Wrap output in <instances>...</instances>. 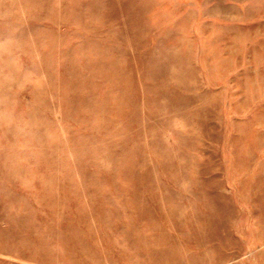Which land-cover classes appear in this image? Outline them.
<instances>
[{"label":"rangeland","instance_id":"374dc122","mask_svg":"<svg viewBox=\"0 0 264 264\" xmlns=\"http://www.w3.org/2000/svg\"><path fill=\"white\" fill-rule=\"evenodd\" d=\"M0 264H264V0H0Z\"/></svg>","mask_w":264,"mask_h":264}]
</instances>
